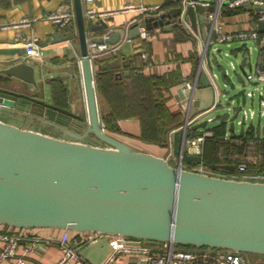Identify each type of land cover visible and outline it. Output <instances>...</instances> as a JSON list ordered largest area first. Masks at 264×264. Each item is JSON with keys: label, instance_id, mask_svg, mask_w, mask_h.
Returning a JSON list of instances; mask_svg holds the SVG:
<instances>
[{"label": "water", "instance_id": "obj_1", "mask_svg": "<svg viewBox=\"0 0 264 264\" xmlns=\"http://www.w3.org/2000/svg\"><path fill=\"white\" fill-rule=\"evenodd\" d=\"M181 2L182 5L163 10L168 4ZM75 7L77 29L65 35L78 38V49L71 52L70 59L77 61L82 73L86 119L45 102L46 85L65 78V71L75 76L74 66L45 78L51 71H47L42 59L23 58L26 49L0 48V55L8 57L0 60V74L20 78L41 90L23 95L0 87V226L98 231L104 236L76 247L93 264H101L112 251L107 234L125 235L136 244L175 242L264 254V181L187 168L185 165L190 162L205 163L202 155L185 149L186 137L191 133L187 121L181 126L184 133L176 164L171 161L174 151L163 156L142 150L104 126L89 37L93 34V41L103 42L105 39L99 34L110 24L102 18H87L82 0H75ZM206 9L202 4L194 5L192 0H164L160 12L141 17L131 26V33L157 26L172 31L185 20L195 29L197 11L204 18ZM168 16H173L174 22ZM258 27L263 31L264 21L258 22ZM55 35L65 36L61 30ZM121 35L120 31L114 32L108 40L117 42ZM205 36L208 40L209 36ZM70 47L68 44L67 50ZM254 49L247 41L228 51L222 47L215 52L211 49L210 67L216 73V81L220 77L227 87L226 98H222L218 81L219 89L207 71L201 70L197 89H179L182 96H194L193 116L201 111L210 115L221 110L212 118L218 121L214 126L225 123L229 132H236L234 116L243 112V119L238 122L245 126L248 92L242 100L240 93L232 90L246 82L245 69L253 67ZM224 52L238 58V64L231 62L233 72L224 62ZM254 96L251 95L253 101ZM251 113L253 116L255 110ZM258 114L264 134V111L260 106ZM196 121L192 125L194 131L208 127L210 122L208 118ZM48 125L55 134L44 132ZM248 126L257 128L254 119ZM174 134L173 131V143ZM216 166L235 169L234 164Z\"/></svg>", "mask_w": 264, "mask_h": 264}, {"label": "crops", "instance_id": "obj_2", "mask_svg": "<svg viewBox=\"0 0 264 264\" xmlns=\"http://www.w3.org/2000/svg\"><path fill=\"white\" fill-rule=\"evenodd\" d=\"M128 2H133L136 5L162 4L164 0H82V5L84 13L87 7H92L96 11L118 10L114 14L102 18L109 22L110 28L102 30L99 36L104 37L107 33L111 35L114 32L120 31L122 35L117 42H121L122 45L118 52L121 53L126 61L131 63V66L135 67V70L142 71L147 75L160 77L163 83L162 86L164 87L162 92L164 96L167 97V104L172 110H180L184 114L178 103V101L184 97L179 89H181L182 92H187L183 90L182 82L192 78L197 72V70L195 72V66L197 62L199 67L200 41L194 33L184 26V24V31L181 29L182 27H174L172 31H167L162 26H157L150 30L146 27H142L140 33H131V26L141 17L151 15V13L142 14L137 8H131L125 11L122 10L123 6ZM182 3L183 2H181V4H168L163 10L182 5ZM67 8L73 9L76 13L75 0H0V16L3 19L13 21L20 20L24 17L34 18L32 23L28 25L0 28V48L13 47L26 49L25 42L30 41L36 36L39 38L40 43L45 46V54L41 59L44 61L47 71H51L45 74V78H51L59 72H62L64 68L74 66L76 72L75 76L65 71L66 77L62 79L65 90H59L57 92L54 90L53 84L46 85L45 102L58 110L86 119L88 116V109L83 77L81 70L78 68L77 61H71L70 59L71 52L74 51V49L69 38L65 35L68 31L77 29L76 17L69 26L62 29L46 17V14L50 10H64ZM207 11L208 8L205 11L204 18H202L201 13L197 11V28L194 29L196 33L200 34L204 42L207 40L205 35L207 34L210 36L212 32L211 23L206 16ZM254 14L255 12L252 9L241 7L236 10L225 9L221 18L227 31H237L249 29L254 26ZM167 18L174 22L173 16H168ZM94 19L99 20L101 18L95 17ZM59 30L63 31L64 37H56L55 34ZM184 32L192 34V37L180 38ZM144 33L146 37H144ZM18 36L21 37V40H17ZM93 36V34H90L89 38L91 39ZM72 39L75 42L77 50L78 38ZM144 40L147 42L146 45L144 44ZM68 44L71 45V47L67 50ZM16 56L18 55H14L13 57ZM27 56L28 55L25 53L23 58H28ZM5 58L8 57L0 55V60ZM116 61L114 60L112 63L114 64ZM60 62H64V64L59 65ZM2 66L3 64H0V67ZM96 67L94 63L95 72ZM130 72L131 71H128V73ZM0 87L23 95H30L33 92L41 93V90L37 91L32 84L20 78L5 74H0ZM98 94L101 116H104L111 111V99L103 96L99 91ZM205 99L206 98L202 97V100L205 101ZM203 120L204 119L198 120L196 123L202 122ZM116 124L120 127L119 131L108 130L121 139L142 150L163 156H168L174 151V154H177L179 158V147L184 133L181 126L171 131V133L173 131L175 132L174 143L170 133L169 144L161 145L156 142L145 141L140 137L142 124L138 117H122L117 119ZM213 127L208 126L206 128H200L199 131L211 129ZM43 130L44 132L55 134V131L52 130L50 125L44 127ZM189 131L193 133L196 132L192 126L189 127ZM233 133L234 132H229L227 129L225 135L230 138L231 135L233 136ZM0 231L24 233V231L20 229L6 226H0ZM24 235L26 238L19 247V256H23L24 243L35 238L39 240V246L29 255H26L25 264H56L64 255L63 249L60 246V241L64 236L68 238V242L75 248L81 244V239L83 238L82 232L57 227L26 229ZM3 245V241L0 240V250ZM18 257L6 258L2 260L0 264H18ZM134 262V257L121 255L114 264H133ZM70 264L80 263L71 262ZM82 264L93 263L86 259V262Z\"/></svg>", "mask_w": 264, "mask_h": 264}, {"label": "built area", "instance_id": "obj_3", "mask_svg": "<svg viewBox=\"0 0 264 264\" xmlns=\"http://www.w3.org/2000/svg\"><path fill=\"white\" fill-rule=\"evenodd\" d=\"M92 1V0H87ZM194 5L202 4L208 8L207 19L212 26V32L209 39L206 42L203 41L199 33H196L192 27L190 21H184V26L188 28L199 39L200 50V62L195 76L182 82V88L184 91L190 89H197V85L200 79L201 70H206L211 79L214 81V85L219 89V85L215 79L216 73H214L210 67V51L212 45L216 42L224 43L232 47L234 44L247 41L254 42L256 48L259 51V55L252 71L245 73V80L248 79L250 83L257 84V88L260 92V109L264 111V90L260 83H264V67L262 65L264 55V30H260L258 22L264 21V0H192ZM241 7H247L252 9L254 14V26L249 29H242L237 31H227L224 27L223 20L221 18L225 9H238ZM261 7V9H257ZM131 8H137L142 14H155L160 12V4H141L136 5L133 2L126 3L122 10H129ZM117 9L96 11L92 7H87L85 10V16L87 18H104L108 15L117 12ZM46 17L53 21L59 28H65L69 26L75 19L76 13L73 9L67 8L64 10H50ZM34 18L24 17L20 20H5L0 16V28H10L31 24ZM110 33H107L103 38V42H96L90 39L89 41V54L94 60L99 56H103L110 53H116L121 48L122 43H111L108 38ZM144 37L146 34L144 33ZM17 40H21L18 36ZM74 51L76 50L75 42L72 38L69 39ZM26 54L28 58H43L45 54V46L42 45L38 37H33L30 41L25 42ZM216 81V82H215ZM250 95H254L255 91H249ZM187 98H190V103L187 102ZM194 96L186 95L180 101H178L181 110L185 114V121L190 126L194 123V120H201L208 118L210 121L213 116L205 114V111L192 115ZM248 116V113H246ZM196 121V122H197ZM105 126V124H104ZM189 131V129H188ZM190 135L186 137L185 149L191 153L200 154L203 156L204 146L203 143L207 136L213 135L212 128L204 129L199 133H193L190 131ZM229 137V136H228ZM225 135V138L228 139ZM249 161L258 162L257 156H250ZM187 168L206 172L212 175L237 178V179H249L254 181H264V173L262 172H247L248 162L240 161L235 171L218 170L205 163H188L185 165ZM11 228V227H10ZM13 228V227H12ZM24 231L23 228H14ZM66 229V228H65ZM24 233L19 232H6L0 231V240L4 245L0 250V262L9 257L19 256V247L23 240L26 238ZM83 238L81 244H87L94 242L104 236L98 231L82 232ZM113 248L108 256L103 260L101 264H114L115 261L121 255H128L135 258L133 264H253L247 256L246 252L235 251L229 248L223 247H210V246H195L177 244L175 242H146L136 244L131 242V238L121 234H107ZM24 245L23 256L17 258L18 264L26 263V255H29L39 246L38 239H31ZM60 246L63 249L64 255L56 264H70L71 262L84 263L86 259L82 254L68 242V238L64 236L60 241Z\"/></svg>", "mask_w": 264, "mask_h": 264}, {"label": "trees", "instance_id": "obj_4", "mask_svg": "<svg viewBox=\"0 0 264 264\" xmlns=\"http://www.w3.org/2000/svg\"><path fill=\"white\" fill-rule=\"evenodd\" d=\"M178 27L183 29V25ZM190 37L192 34L188 32L180 36ZM144 44H147L145 40ZM114 60L117 61L113 64ZM94 63L97 66L98 91L111 99L110 113L102 116L105 127L119 131L117 119L138 117L142 124L140 137L143 140L168 145L171 131L182 126L185 119L180 110H172L167 104V97L162 92L164 87L161 78L135 70L120 52L99 56L94 59ZM195 67L196 72L197 62ZM52 84L57 92L65 90L62 79H55ZM212 129L213 135L207 136L204 142L205 164L215 169L235 171L240 161H247V172L264 173V136L256 135L255 130L250 127L248 130L242 129L240 133L234 132L230 139H226L225 123ZM250 156H257L258 162L249 161ZM218 164H234L235 169L217 167Z\"/></svg>", "mask_w": 264, "mask_h": 264}, {"label": "rangeland", "instance_id": "obj_5", "mask_svg": "<svg viewBox=\"0 0 264 264\" xmlns=\"http://www.w3.org/2000/svg\"><path fill=\"white\" fill-rule=\"evenodd\" d=\"M250 44L252 46H255V43L254 42H250ZM222 47L224 51H228L230 50V46H228L227 44H224V43H214L212 45V48H214V50L212 52H215V50L217 48H220ZM224 55H225V64H227L228 68L231 69V71L233 70L232 68V61L235 62V64H238V58L237 57H234V56H231V55H226L225 52H224ZM257 57H258V49H254V53L252 54L251 58L253 60V67L252 68H246V72H250L252 71L251 69H254V65L256 64V61H257ZM215 71L219 72L218 69H216ZM233 72V71H232ZM234 77V76H233ZM220 87H221V93H222V98H226V95H224V90L225 88V85H224V82L221 80L220 77H218L217 79ZM260 85L262 86L263 83H260ZM251 90H254L255 91V100L253 101L252 100V97L251 95L249 94V91ZM233 93L235 92H239L240 95H241V99L243 100L244 97V93L248 92V95L246 98H245V108L247 109V112H248V117H247V120H246V124L245 126L241 123L238 122L239 119H243V112H241L238 116H234V119L236 120V133H240L242 131L243 128L247 129L249 128V124L251 122L252 119H254L255 123L257 124V128L255 129V134L256 135H262L264 136L263 132H262V124H261V121H260V118H259V106H260V101H259V97H260V92H259V89L257 88V84L255 83V81L253 83H250L248 81V79H246V82L244 84H237V87L235 89L232 90ZM255 110V114L252 116V110ZM221 110L219 111H216V112H213L212 114H210L209 116H214L216 113H220ZM217 120H211L208 124L209 127H212L214 126L215 124H217ZM230 139V138H228ZM177 153V152H176ZM175 156L171 159L172 163H176L179 158L177 156V154H174Z\"/></svg>", "mask_w": 264, "mask_h": 264}, {"label": "flooded vegetation", "instance_id": "obj_6", "mask_svg": "<svg viewBox=\"0 0 264 264\" xmlns=\"http://www.w3.org/2000/svg\"><path fill=\"white\" fill-rule=\"evenodd\" d=\"M253 264H264V254L246 252Z\"/></svg>", "mask_w": 264, "mask_h": 264}]
</instances>
